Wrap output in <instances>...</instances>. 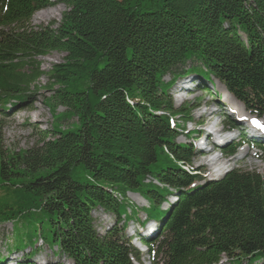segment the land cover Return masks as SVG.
I'll list each match as a JSON object with an SVG mask.
<instances>
[{
    "label": "trees",
    "instance_id": "obj_1",
    "mask_svg": "<svg viewBox=\"0 0 264 264\" xmlns=\"http://www.w3.org/2000/svg\"><path fill=\"white\" fill-rule=\"evenodd\" d=\"M55 4L66 8L58 24L30 25ZM53 52L64 64L46 73L37 59ZM191 74L264 119V0H0V110L31 106L45 77L43 105L64 109L55 120L76 119L66 131L40 130L29 149L0 150V224L19 235L13 249L41 255L38 240L70 264H141L124 234L136 193L159 226L144 242L151 264L263 261L264 176L234 169L194 186L195 149L176 143L178 121L191 118L169 91ZM173 192L177 201L160 210ZM95 210L115 218L103 235Z\"/></svg>",
    "mask_w": 264,
    "mask_h": 264
},
{
    "label": "rangeland",
    "instance_id": "obj_2",
    "mask_svg": "<svg viewBox=\"0 0 264 264\" xmlns=\"http://www.w3.org/2000/svg\"><path fill=\"white\" fill-rule=\"evenodd\" d=\"M66 11V8L63 5L55 4L51 7L43 9L33 14L30 25L34 28L40 27H49L52 23L58 24L61 20L62 14ZM64 54L61 53H50L46 57L38 58L37 62L40 65V69L44 72H50L54 65H63L64 64ZM190 66V65H189ZM189 66L186 68L188 69ZM199 67V66H198ZM171 76H167L164 78V82H170ZM48 85V81L45 77H43L38 83V92H35L34 96H32V105L26 104L24 106H16L9 107V105L5 106L8 110L3 112L0 110V150L2 152L10 151V152H18L22 150L29 149L33 147L37 142V134L40 130L42 131H51L52 126L55 125L59 127L61 130L66 131V128L72 123L76 122V119H64L59 118L58 120L54 119V114H61L64 112L62 107H58L53 114L47 107L43 105V99H48L51 96V92L49 89H44V86ZM179 86H184L186 91H194L193 93L180 94L177 91L181 90ZM174 88V89H173ZM57 89V87H54ZM209 90V91H208ZM32 91V89H31ZM33 92V91H32ZM210 92V93H209ZM216 93L217 99H214L211 94ZM169 96L176 108L185 107L190 111L191 122L187 125H184L180 121L181 129L179 130V137L177 138L176 143L180 145L184 144H192L195 148V152L197 153L192 161V169L195 170V173L204 180V182H212L213 180H218L222 178L226 173L234 170L240 169L242 171L247 172H256L257 174L264 176V154L259 149H256L249 144H244L242 147L238 149L236 154L229 158H222L220 153H216L214 155L209 154L208 158L199 157L198 151H200V143H204L205 151H211V146L209 142L203 141L202 137L197 138V130L202 128H196V123H203L204 126L212 125V123L217 124V130L221 126L227 122L226 121V113L222 108V111H218V107H216V103H219L221 106L227 107L232 113L235 115H239V125L242 126L244 131L249 133L248 124L246 119H254L255 117L250 115L244 107L233 99L224 89V87L216 80H212L211 82L204 81L203 78L197 75H184L180 77L176 83L172 86L169 91ZM29 106V107H28ZM204 106H209L204 108ZM211 107V108H210ZM218 111V112H217ZM207 113L213 114V117H209ZM241 117V118H240ZM243 118V119H242ZM66 120V121H64ZM244 120V121H243ZM264 124V120H260ZM212 122V123H211ZM246 123V124H245ZM196 128L195 130H193ZM210 128H206L208 130ZM228 125L224 126L223 132L226 133L228 131ZM257 129V128H256ZM216 130L215 133H219ZM252 130H254L252 128ZM226 131V132H225ZM259 131V130H258ZM255 132V131H254ZM217 136V134H215ZM232 134L235 138V143L237 142L238 131L226 133ZM251 133H249L250 135ZM252 136V135H250ZM223 137H220V139ZM231 137L230 139H232ZM247 139L252 140L251 138L244 137L242 139L243 142H246ZM252 144H256L255 140H253ZM264 147V146H263ZM248 154V157L240 159L244 154ZM218 158V164H225V169L219 172H215L214 167L207 165V162L210 159ZM227 163V164H226ZM203 182V181H202ZM175 194V193H174ZM0 192V196H1ZM175 197H168L167 203L174 202L176 200ZM127 199L129 202V212L131 213V208L139 209V213L137 214V219H133L126 225V230L124 232L126 239H131L135 234L146 232L150 229H153L155 225L149 224L146 221V216L143 210L149 208V204L146 200H144L140 195L136 193H129L127 195ZM167 203H163L160 207V210L167 211L170 209V206ZM172 205V204H171ZM128 212V213H129ZM94 218V226L97 232L100 235H103L108 229L115 225V218L112 215L106 214L101 210H95L92 213ZM145 224L142 226V223ZM156 230L158 229V224H156ZM148 228V230H144ZM157 233V232H156ZM156 234L152 235V238L155 237ZM19 239V235L13 232V227L11 223L0 224V258L6 259L7 257L12 260H7V262L3 264H16L19 261H28L31 263L46 264V263H62V264H70V261L56 254V249H50L49 247L43 245L41 242L36 240V248L42 252L44 256H32L31 250L29 248H25L23 251H16L13 249L15 245V241ZM25 241V240H24ZM131 245L138 249L139 253L142 257V264H150L149 257L144 252V248L140 247L137 241L132 240ZM54 253L56 255H54ZM45 256L47 258H45ZM27 257V258H26ZM26 258V259H25ZM17 260V261H16ZM16 261V262H15ZM222 264H228V261L224 257L221 261ZM255 264H264V260Z\"/></svg>",
    "mask_w": 264,
    "mask_h": 264
},
{
    "label": "bare ground",
    "instance_id": "obj_3",
    "mask_svg": "<svg viewBox=\"0 0 264 264\" xmlns=\"http://www.w3.org/2000/svg\"><path fill=\"white\" fill-rule=\"evenodd\" d=\"M237 126H239L240 127V125H237ZM241 128V130H244L243 129V127L241 126L240 127ZM206 130V129H205ZM257 130H259V128H257ZM218 131V130H217ZM260 131V130H259ZM219 133L218 134H220V132L221 131H218ZM215 133V131H213V134ZM250 133V132H249ZM210 134V133H209ZM215 134H217V133H215ZM217 134V136H219ZM211 135V134H210ZM251 135V134H250ZM215 135H213V137H212V139L214 140V139H216V137L217 136H215ZM221 137H223V138H219L217 141H225V142H227L231 137H233L232 135H227V134H224V135H221ZM261 137V136H260ZM218 145V144H217ZM202 156V155H201ZM245 157H248V154H244V156L243 157H240V159H243V158H245ZM218 162H219V159L218 158H213V159H210L208 162H207V165H210V166H212V167H214V169L216 170L215 172H219V171H221V170H224L225 169V164H218ZM227 164V163H226ZM224 174H225V171H224ZM153 183H156V182H153ZM172 197H175V194H172L171 195ZM170 196V197H171ZM168 203L169 204H171L172 202H169L168 201ZM167 203V204H168ZM16 262V261H15Z\"/></svg>",
    "mask_w": 264,
    "mask_h": 264
},
{
    "label": "snow or ice",
    "instance_id": "obj_4",
    "mask_svg": "<svg viewBox=\"0 0 264 264\" xmlns=\"http://www.w3.org/2000/svg\"><path fill=\"white\" fill-rule=\"evenodd\" d=\"M254 125H255L256 127H261V126L259 125L258 122H254ZM261 130H264V128H262Z\"/></svg>",
    "mask_w": 264,
    "mask_h": 264
}]
</instances>
